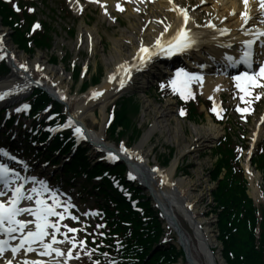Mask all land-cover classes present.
Returning a JSON list of instances; mask_svg holds the SVG:
<instances>
[{"label":"bare ground","instance_id":"6f19581e","mask_svg":"<svg viewBox=\"0 0 264 264\" xmlns=\"http://www.w3.org/2000/svg\"><path fill=\"white\" fill-rule=\"evenodd\" d=\"M129 1L134 4V7L138 12L148 9V16H143V19L145 23L149 18V25L148 27H145L144 32H140L141 34L139 33L137 36L138 41L140 40V42L149 37L154 40L158 35L160 36L165 27L164 23H167L174 15L171 6L166 0H151L150 4L143 0ZM102 2L104 5L101 10L103 14L106 13L105 15H108V9L117 8L118 3L116 2L110 0H103ZM213 2L214 3L210 2L212 10H218L220 18H225V16L228 17L226 20L219 19V21L222 22V24H226L224 25V28L228 27L232 31L239 30L244 32L245 30H248L250 26V24L247 26L244 25V23H241L244 19L241 16V12L252 14L257 22L264 20V12L258 11L261 9L259 6V0H248L247 6H245L243 0H214ZM120 7L124 9V6ZM199 13L200 11L197 10V12L193 14L194 17L196 18ZM130 14L133 15L134 18H138L139 21L142 19L137 13L133 14L131 9ZM97 33V31L92 33L95 40L98 35ZM5 34L6 30L4 31V29L0 28V36L5 37ZM125 40L131 45L133 52L130 55L128 54V56L121 54L119 51V49H121L120 43L116 40L113 45L115 48V55L112 56L113 60L111 63H113V68H111L112 72L110 75L104 79V82L95 90H92L85 95L70 97L67 94V89L69 87L67 82L69 81V76L63 72V65L59 67L49 65V62L45 61L40 54L35 58L34 63H27L28 60L26 57L23 54L16 52L15 48L4 39L0 48L6 53V63L9 65L11 76L17 78L18 82L0 84V96H5L13 92L19 93L26 89L30 83L43 85L49 89L51 93L53 92L56 94L67 105L68 113L72 120L71 123L85 126L84 120L86 117H91L96 124L97 115L95 108L98 109L100 115H103L104 119L106 117L105 112L108 102L111 98L118 96L119 93L126 89L124 85L127 82V77L130 71L132 68H137V62L133 61L135 59L133 54L137 47L134 45V40L131 36L125 38ZM128 59L133 61V67H127V65H122L123 67L118 66L120 62L128 61ZM21 65H24V67H21ZM36 65L37 70H35L34 67ZM121 80L124 81L123 87H121L120 84ZM221 86L222 82L220 80L215 81L206 79V82L203 85L198 86V88L205 97L211 96L212 98L217 99L218 92L222 88ZM93 93H99V95L91 96ZM20 95V93L17 94L18 97ZM169 116H171L170 111L163 110L159 115V118L161 119L156 121V123L158 122L160 126L164 128V122H167L166 120ZM207 125L208 126L204 129V132L208 139H213L214 136L220 135L217 127L211 124L209 120ZM160 126L153 124L149 130L142 134V138L134 145V147H132V149H128L127 151L121 150L118 155L125 159L137 179L148 186V189L152 192V198L157 200V203L164 209L166 219L163 220V222L167 227L170 225L175 233H177L178 241H175L174 244L179 251L184 252V256H182L180 260L181 264H224L221 260V256L216 251L217 242L215 240V235L208 224H206V220L196 215L197 210L192 205V202H194L192 201L194 195L191 192L190 186L193 185L194 182H192L190 178L178 177V179L175 180L173 179L174 177H172L177 168L178 158H175L168 168L159 169L158 167H153L150 164L148 157H146L150 151H145V145L153 137L154 132L157 131ZM166 128L168 127H165L164 129ZM104 134L102 127V130L98 132H89L87 130L86 137L88 136L90 138L96 148L101 147L108 153H116L115 150L104 144ZM195 143L198 144V142ZM188 147H192V145L183 148L181 151ZM258 177L259 174H257V178ZM171 214H173L178 221V227L172 223ZM179 214L183 217L184 221L187 222L189 229L192 232L191 235L184 230L181 222L178 220ZM30 218L34 220V223L26 229V233L27 231L35 230L36 217L31 215ZM51 230L52 228H49L47 230L48 233H50ZM46 237H48V235ZM19 244L20 241L18 242V245ZM38 244L42 245L39 241L32 245L37 246ZM57 248H61V246ZM42 251H45L43 245L41 248L37 249L36 252H33L26 257H23L22 255H15V257L4 255L0 258V262L7 263V261L11 260L12 264H24L25 260L29 262L32 260H38L42 261L43 264H64L62 263L63 256H56L55 253H52L51 255H40ZM66 264L70 263L66 262Z\"/></svg>","mask_w":264,"mask_h":264},{"label":"rangeland","instance_id":"374dc122","mask_svg":"<svg viewBox=\"0 0 264 264\" xmlns=\"http://www.w3.org/2000/svg\"><path fill=\"white\" fill-rule=\"evenodd\" d=\"M47 5H49L51 8L55 10H59L61 6V0H46ZM187 0H182L183 3H186ZM189 1H197V0H189ZM81 3L83 5H88L86 0H81ZM90 7L84 12L81 18L76 17H66V19L63 22H58L60 25H63V27L69 26L71 27L75 25L77 33L80 31L86 32L89 31L91 33H94V31H97L98 35L96 36L97 39L94 44V53H88L85 45H76L77 40L74 37H70L63 29H59L57 36L55 39V51L59 55V58H62L63 55L66 54L65 58H63L65 69H67V65L69 62H77V63H86V65H89L92 72L88 73L86 75V79H89L91 75H95V70H99L101 72V75H103V78L111 71V68H113L112 62V56L115 55V48H114V42L117 40L120 43L121 49L119 51L121 54L128 56V54L131 52V47L128 43V41L125 40L127 37H132L135 39V34H137V31L135 30L133 32V29L137 26V19L135 20L129 12L124 13L123 15L118 13H112L110 15H119L118 18H116L114 23H109L105 18H103L99 10L95 9V5H89ZM37 7H38V17L41 19H45V17L49 18L51 14L44 9L40 1H37ZM206 9H210L211 6L205 5ZM204 12V11H203ZM201 12V13H203ZM67 23H70V25H67ZM51 24L55 27L56 21L55 18L52 19ZM9 31H7L8 33ZM10 33V32H9ZM8 33V35H9ZM7 35V38L9 40V37ZM10 41V40H9ZM11 42V41H10ZM51 53V52H50ZM39 54L43 55V58L45 61L50 60V54L45 51H39L37 52L33 57L26 56L31 61H34ZM6 81V78L0 79V82ZM69 85L68 93L71 95H80L78 89L80 87V84L72 83L71 80L67 82ZM135 98L137 101H139L141 106V115L135 116L136 113L133 110L130 114V119L138 125L141 135L145 133L147 128H150L153 126V124L160 126V124L156 121L159 119V115L163 110H169L171 111V116L167 117V122L165 123V127H168L166 129L160 128L157 129V131L154 132L153 137L149 140V142L145 145V151L148 152L147 156L150 164L152 166L162 165L163 162H167L168 164L165 169L168 168L172 160L175 158H178V164L177 169L174 172L175 180L178 179V177H184V178H190L192 182H194L193 185L190 186L191 192L193 193L194 197L192 198L194 202V207L197 210V216L204 218L206 220V224L210 227L211 231L215 235V240L217 242L216 244V251H220L221 253V243L217 240V231H216V220L215 215L216 213L212 210L213 203H211L210 193L211 189L214 186V183L210 181L209 177V171L212 167V163L215 162L216 156L214 154H209V150L211 146L214 145V143H210V141H207V135H205L204 129L207 127V119L204 117L202 120L199 118L195 120V123L188 122L187 120H177L174 117V112L171 108V101L164 100L162 103L159 102L156 99L155 92L150 89H140L135 92ZM27 95V93H26ZM97 115V123L95 124L91 117H86L84 120L86 123V126H89L93 132H98L102 130V127L105 130V138L107 139L110 144L114 145L115 147L121 148V145L127 146L128 148H132L136 143L139 142L137 135H134L135 138H130V141L126 138L124 141H121L123 143H118V140L112 139L107 135L106 131V120L107 116L103 119V115H100L98 113V109L95 110ZM106 114V113H105ZM107 115V114H106ZM162 128V129H161ZM240 128V127H239ZM103 130V131H104ZM229 131V130H228ZM248 131L247 126H243L239 130H233L234 141L242 142L239 140V135L246 134ZM230 132V131H229ZM173 133V134H172ZM199 133V134H198ZM198 134V135H197ZM138 139V140H137ZM137 140V141H136ZM195 142H198L195 143ZM106 143V142H105ZM121 144V145H118ZM199 144H201L199 146ZM193 145L197 148L195 150H183V148ZM171 151V153H170ZM184 152V153H183ZM183 153V155L181 154ZM89 155V154H88ZM173 157V158H171ZM90 158V156H89ZM171 158V161H170ZM60 160V159H59ZM47 167V166H46ZM49 168V167H48ZM50 169V168H49ZM59 173V170L55 171V175ZM260 174V178L257 180L259 183L262 179V173ZM76 186L86 187L87 185L82 181V179H78ZM73 191V190H72ZM261 191L260 195L258 193ZM263 192L264 187H261L258 191H256L255 194H253L250 191L251 196L254 198L255 205H257L259 208H262L260 206H263ZM85 195H77L74 197V199L78 202L80 201V207L82 208L81 212L82 214H86L85 208L89 206L87 203H82L81 201L85 199ZM178 220L181 222L184 230L188 232V234H192V232L189 229V226L186 221H184L183 217L179 214ZM82 220L80 219V224L78 225V228H83ZM163 229L164 233L167 234L169 237H174V234L170 232V230L167 229L166 224L163 223ZM168 231V232H167ZM166 235V236H167ZM168 240V239H167ZM84 243L83 237H79L77 244L81 246V243ZM81 247L78 248L80 250ZM223 257V256H222ZM79 260V259H76ZM178 264H181V261H179ZM185 264V263H184Z\"/></svg>","mask_w":264,"mask_h":264},{"label":"trees","instance_id":"16d2710c","mask_svg":"<svg viewBox=\"0 0 264 264\" xmlns=\"http://www.w3.org/2000/svg\"><path fill=\"white\" fill-rule=\"evenodd\" d=\"M0 17L3 24L10 26L13 30V41L25 52H31L27 47L24 33L13 27L14 20L11 18L10 8L2 2H0ZM43 39V36H38L35 39L38 48H48L49 42L47 45ZM44 103H46V96L37 99L34 106L42 109ZM116 124L123 127L125 131L130 128L123 112L119 113ZM115 132L116 128L113 127L111 134L114 135ZM81 162L82 160H79L80 164ZM76 166V162H74L71 169L75 171ZM221 166L228 168L227 176L219 183V187L213 193V198L217 204L216 209L219 210L218 231L219 241L223 244L224 260L228 264H264V212L259 218H256V208L253 207L251 199L245 193L246 185H244L243 178L230 171L226 159H221L217 163L216 171L212 173L213 178L217 179V173ZM119 169L122 172V168ZM134 190L136 193L133 199H136L138 205L140 204V207L146 212L145 217H148L146 221H142L139 213L132 212L130 206L119 195L116 197L118 201L110 198L117 203V207H114L111 212L106 211L107 221H109L106 243L111 246L115 238L119 241V248L115 252L116 264H170L176 262L179 255L172 247L170 249L160 248L148 258V254L162 235L160 222L150 210L149 201H143L144 197L139 194V190ZM101 192L107 198L111 197L106 192L102 190ZM112 219L113 222L110 223ZM121 222H132L129 238V233L125 234L127 237L119 236L126 230Z\"/></svg>","mask_w":264,"mask_h":264},{"label":"snow or ice","instance_id":"6c2138e0","mask_svg":"<svg viewBox=\"0 0 264 264\" xmlns=\"http://www.w3.org/2000/svg\"><path fill=\"white\" fill-rule=\"evenodd\" d=\"M99 2V0H97ZM243 3L245 6H247L248 0H243ZM259 6L261 9H264V0H259ZM117 8L119 10H123L119 4H117ZM17 11H19V8H16ZM29 11H33L32 9H29ZM179 12L183 15L185 24L187 23L189 17L187 14V10L184 8H180ZM234 14V13H233ZM241 16L244 18V22L247 23L249 16L247 12H241ZM261 23H264V20L261 21ZM35 27H39L37 24ZM212 27H215L212 25ZM226 31V30H225ZM261 35H264V31H261ZM2 40V38H0ZM192 36L184 29L181 28L178 30L177 34L173 39L167 41L165 44H162L161 41L158 39L156 41L157 50L159 52H162L165 55H173L176 52H182L188 47L191 46L193 43ZM246 45L251 47L253 44V41H245ZM141 54H147L140 55L139 58L141 61H144L146 58L150 59L152 55H155V52H150L148 48L141 46L140 49ZM250 55V52H245V62L248 63L247 57ZM2 58V57H0ZM250 66V64H249ZM21 67H24V65H21ZM123 67V66H121ZM259 75L261 77H264V64H261L259 66V72H252V73H241L239 76L234 77L238 82L241 79H246L251 84L256 85L257 81L255 77ZM202 80V77L198 76L196 73H189L186 72L184 69H177L176 75L174 78L170 79L168 81V85L172 88L173 92H179L182 99H187L189 96H192L191 90L189 88V84L192 80ZM121 87L124 85V81H120ZM161 87L163 88L164 85L162 84ZM237 87H240V84H237ZM242 91L244 89H241ZM93 95H99V93H93ZM259 97L257 96V99ZM243 99V98H242ZM25 108L27 105L24 106ZM19 110V109H18ZM238 111H245L246 109H237ZM212 111H216V108L213 107ZM184 112L181 110V115H183ZM76 131L79 133L80 129L77 128ZM122 151H127L121 145ZM111 155V154H110ZM9 170L3 168V166H0V176H3L5 173H7ZM23 186L19 185L15 189L12 190V197L8 200L7 203L4 201H0V232H6L8 234H11L16 231H20L21 233L25 232V228L28 224L33 223V221L30 220H23V219H17L21 215V213H30L32 216L36 217L35 220V230L34 231H27L26 235H22L20 244L17 247L11 248V252L13 255H15L20 249L24 248L25 245H27V251L31 252L34 251L32 248V244L39 241L42 243L43 248L45 251H42L40 255H51L52 253H55L56 256H63L64 253L60 248L53 247V244L57 243L55 235H52V243H43L45 236L49 235L48 229L49 228H55L57 231L59 229L57 228L56 224H50L48 221V217L52 215H59V213H55L53 211L52 207H46L43 204V201H41L39 198L36 199V209L33 210L31 208H22L20 207V202L22 199L25 198V193L22 190ZM33 192H35V189H33ZM4 193L0 192V196H3ZM27 199L31 200L32 196L28 195ZM63 217H61L62 219ZM75 219V217H73ZM71 232L77 231L76 229H69ZM5 241H0V255H2L5 251L4 244ZM83 243V242H81ZM75 246V245H73ZM68 255L71 256V251L69 250ZM7 264H12V261H7ZM24 264H43L42 261L38 260H32L31 262L25 260Z\"/></svg>","mask_w":264,"mask_h":264}]
</instances>
